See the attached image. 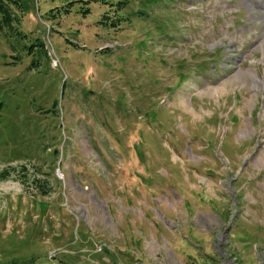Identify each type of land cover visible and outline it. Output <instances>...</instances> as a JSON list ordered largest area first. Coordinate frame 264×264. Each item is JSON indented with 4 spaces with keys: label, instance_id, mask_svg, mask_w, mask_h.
<instances>
[{
    "label": "rangeland",
    "instance_id": "1",
    "mask_svg": "<svg viewBox=\"0 0 264 264\" xmlns=\"http://www.w3.org/2000/svg\"><path fill=\"white\" fill-rule=\"evenodd\" d=\"M87 1L0 31V264H264V0Z\"/></svg>",
    "mask_w": 264,
    "mask_h": 264
},
{
    "label": "trees",
    "instance_id": "2",
    "mask_svg": "<svg viewBox=\"0 0 264 264\" xmlns=\"http://www.w3.org/2000/svg\"><path fill=\"white\" fill-rule=\"evenodd\" d=\"M74 1H80V0H74ZM98 1V0H96ZM83 3H88L87 0H82ZM127 2V0H120L115 5H124ZM22 4L20 3V0H0V31L7 30L10 33L16 32L18 34V30L15 26L16 21H18L17 11L22 10L21 9ZM81 6V13H87L88 7L82 8ZM18 9V10H17ZM65 11H69L65 9ZM116 21H121L122 18L118 17L116 18ZM100 24L106 25V22L100 21ZM110 26L116 27L118 25L117 22L112 21L109 23ZM38 191L41 195H45L48 192L44 190L43 187L38 188Z\"/></svg>",
    "mask_w": 264,
    "mask_h": 264
},
{
    "label": "built area",
    "instance_id": "3",
    "mask_svg": "<svg viewBox=\"0 0 264 264\" xmlns=\"http://www.w3.org/2000/svg\"><path fill=\"white\" fill-rule=\"evenodd\" d=\"M56 61H54V63H55Z\"/></svg>",
    "mask_w": 264,
    "mask_h": 264
}]
</instances>
